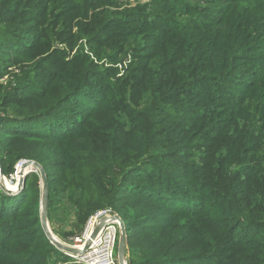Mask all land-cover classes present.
I'll return each mask as SVG.
<instances>
[{
  "label": "trees",
  "instance_id": "obj_1",
  "mask_svg": "<svg viewBox=\"0 0 264 264\" xmlns=\"http://www.w3.org/2000/svg\"><path fill=\"white\" fill-rule=\"evenodd\" d=\"M122 1L0 0L1 171L118 214L127 264H264V0ZM40 195L0 193V264L62 257Z\"/></svg>",
  "mask_w": 264,
  "mask_h": 264
},
{
  "label": "built area",
  "instance_id": "obj_2",
  "mask_svg": "<svg viewBox=\"0 0 264 264\" xmlns=\"http://www.w3.org/2000/svg\"><path fill=\"white\" fill-rule=\"evenodd\" d=\"M27 163L20 160L14 166L13 173L10 175H2L0 173V193L7 196V185L17 186L19 180L24 178L21 175L19 167ZM27 169V168H26ZM26 169H24L26 171ZM36 168L29 167L28 172L24 174L30 175L37 172ZM118 216L110 209L98 210L94 212L87 220L83 230L64 244L65 247L72 248L71 253L60 252L61 260L57 264H115V248L117 245L118 222L113 217Z\"/></svg>",
  "mask_w": 264,
  "mask_h": 264
},
{
  "label": "rangeland",
  "instance_id": "obj_3",
  "mask_svg": "<svg viewBox=\"0 0 264 264\" xmlns=\"http://www.w3.org/2000/svg\"><path fill=\"white\" fill-rule=\"evenodd\" d=\"M149 1L150 0H129V1L123 0L121 2L120 9H133L136 6L146 5L147 4V5H149V10L151 11L152 4H149ZM185 1H188L189 4H190L188 8H194L195 6L200 8L202 10L200 12V15H203L205 13L204 10L208 8V6H204V5H206L205 1H200V2L199 1H195V0H185ZM154 12H157V14H158V16H156V17H159L160 14H162V12L160 10H155ZM178 17H179V19H182L181 18L182 15L178 16ZM72 54H70V56H72ZM18 69L19 68L16 67L14 69L11 68V69L7 70L8 71L7 73H11V74H5L4 76H1L0 77V85L1 84L5 85L7 77L11 78L12 76H14L15 72L19 73L20 71ZM19 75H20V73H19ZM31 162H36V161H31ZM37 164L41 167V165L39 163H37ZM42 170H43V168H42ZM38 176H39V179H40V175H38ZM40 189H41V195H40V201H41L42 187ZM60 204L61 205L59 207H57L56 211L54 212V215L56 217L55 220L58 221L57 223H55L53 225L50 224V222L48 221V216H47V211H46V215H45L46 216V222H47L46 231H48V233L52 236L53 239H56L59 243L64 245V244H67V241L69 239H71V237H73L75 235H78L81 232V230H83V228L86 225L88 219L81 226L82 229L80 231H78L76 228L79 226V224H78L79 221L76 219L75 212L72 209L71 205L67 204L65 200H62ZM105 209H108V208H105ZM105 209H100V210H105ZM123 211L131 212V209H130L129 206H127V208H125V210H122V212ZM40 212H41V210H40ZM116 215H118V214H116ZM118 217H119V215H118ZM43 231H44V235H45L46 239H48L47 238V234L45 233V230H43ZM117 237H118V240H117V245H116V248H115V254H116L115 255V257H116V263L115 264H119L117 250H118V244H119L120 237H119L118 231H117ZM48 241L52 245V243L50 242L49 239H48ZM53 248H55L57 250V248L55 246H53ZM126 248L127 247H125V251H126ZM125 251H124V254H125ZM61 258L62 257L56 258L55 255L54 256L51 255V257L48 260V264H57L61 260ZM124 264H127L126 263V254L124 255Z\"/></svg>",
  "mask_w": 264,
  "mask_h": 264
},
{
  "label": "water",
  "instance_id": "obj_4",
  "mask_svg": "<svg viewBox=\"0 0 264 264\" xmlns=\"http://www.w3.org/2000/svg\"><path fill=\"white\" fill-rule=\"evenodd\" d=\"M28 167H35L37 170H39V175H40V183H41V187H42V197H41V201H40V222L42 225L43 230H45V233L47 234V238L50 240V242L52 243L53 246H55L57 248V250H59L60 252H67V253H71V251L73 250L72 248H68L65 247L63 244L59 243L56 239H53L52 236L48 233V231H46V226H47V222H46V211H47V199H48V187H47V178L45 175V171L42 170V168L36 163V162H27L25 163L22 168H21V175H24V178L19 180V183L17 186H15V188H18L15 191H21L23 189L24 186V182L25 179L27 177V174H24L26 168ZM2 174V171H1ZM6 192L10 195L11 193H13L12 191H10L9 189H6ZM114 220H116L118 222V234L120 237L119 240V244H118V250H117V254H118V261L119 264H124V251H125V247H126V242H127V237H126V232H125V225H124V221L121 220L118 216L113 217Z\"/></svg>",
  "mask_w": 264,
  "mask_h": 264
},
{
  "label": "bare ground",
  "instance_id": "obj_5",
  "mask_svg": "<svg viewBox=\"0 0 264 264\" xmlns=\"http://www.w3.org/2000/svg\"><path fill=\"white\" fill-rule=\"evenodd\" d=\"M20 161V160H19ZM25 161H27V162H31V161H29V160H25ZM17 164V163H16ZM15 164V165H16ZM14 165V166H15ZM32 168H35V167H32ZM18 170H20L21 171V167H19L18 168ZM37 170V169H36ZM29 171V167L26 169V171L25 172H28ZM0 173H1V167H0ZM36 174H38L39 175V170L37 171V172H35ZM35 173H33V174H35ZM2 175H4V173H3V171H2ZM41 186V183H40V179H39V187ZM7 188L10 190V191H12L13 193H15L16 195H18L21 191H15V190H17L18 188H15V186H10V185H7ZM41 188V187H40ZM15 195V196H16Z\"/></svg>",
  "mask_w": 264,
  "mask_h": 264
}]
</instances>
